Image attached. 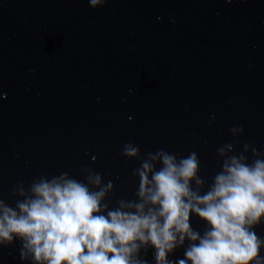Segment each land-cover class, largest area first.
I'll list each match as a JSON object with an SVG mask.
<instances>
[{
  "label": "water",
  "instance_id": "1",
  "mask_svg": "<svg viewBox=\"0 0 264 264\" xmlns=\"http://www.w3.org/2000/svg\"><path fill=\"white\" fill-rule=\"evenodd\" d=\"M237 139V153L248 144L264 155V0H0V198L10 206L21 184L63 172L86 183L89 167L113 182L110 208L136 199L128 142L142 156L197 153L211 184L217 149ZM190 222L206 227L194 213ZM255 231L264 238V224ZM20 247L0 246V264H31ZM153 252L141 258L155 264ZM180 258L184 248L170 257Z\"/></svg>",
  "mask_w": 264,
  "mask_h": 264
},
{
  "label": "clouds",
  "instance_id": "2",
  "mask_svg": "<svg viewBox=\"0 0 264 264\" xmlns=\"http://www.w3.org/2000/svg\"><path fill=\"white\" fill-rule=\"evenodd\" d=\"M238 144L217 149L222 170L207 184L197 153L142 156L126 143L122 155L140 162L132 173L139 184L136 199L114 208L106 202L113 182L90 167L81 170L86 183L63 172L21 184L12 190L21 197L15 207L0 198V246L19 240L20 258L31 264H148L140 254L150 247L155 264H264V238L255 231L264 224V155L248 144L237 153ZM193 213L206 223L202 233L191 226ZM180 248L184 258L170 259Z\"/></svg>",
  "mask_w": 264,
  "mask_h": 264
}]
</instances>
